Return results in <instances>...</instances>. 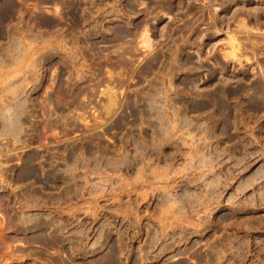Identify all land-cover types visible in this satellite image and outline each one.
Masks as SVG:
<instances>
[{
  "label": "rangeland",
  "instance_id": "obj_1",
  "mask_svg": "<svg viewBox=\"0 0 264 264\" xmlns=\"http://www.w3.org/2000/svg\"><path fill=\"white\" fill-rule=\"evenodd\" d=\"M0 264H264V0H0Z\"/></svg>",
  "mask_w": 264,
  "mask_h": 264
},
{
  "label": "bare ground",
  "instance_id": "obj_2",
  "mask_svg": "<svg viewBox=\"0 0 264 264\" xmlns=\"http://www.w3.org/2000/svg\"><path fill=\"white\" fill-rule=\"evenodd\" d=\"M147 31V30H146ZM147 36V35H146ZM147 40V39H146ZM141 41V40H140ZM64 44V43H63ZM232 45H231V50H230V52H228V53H230L232 56H236V57H238L237 56V50L239 51V43L238 42H232L231 43ZM129 53V52H128ZM227 53V54H228ZM229 54V55H230ZM147 56V55H146Z\"/></svg>",
  "mask_w": 264,
  "mask_h": 264
}]
</instances>
